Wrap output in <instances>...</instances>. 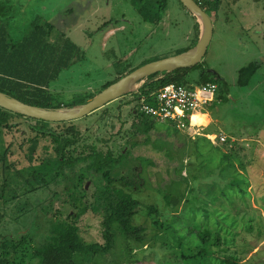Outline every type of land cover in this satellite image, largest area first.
I'll return each instance as SVG.
<instances>
[{
  "label": "rangeland",
  "instance_id": "1",
  "mask_svg": "<svg viewBox=\"0 0 264 264\" xmlns=\"http://www.w3.org/2000/svg\"><path fill=\"white\" fill-rule=\"evenodd\" d=\"M10 1L0 16V35L5 32L6 42H22L24 47L17 53L0 46V71L45 87L55 105L89 100L120 75L198 42V21L180 0H168L160 24L152 31L139 12L142 3L132 0ZM211 17L214 35L207 54L179 83L200 84L205 74L219 89L214 102L193 114L189 127L157 121L149 134H137L132 113L137 100L130 94L78 121L83 142L112 148L116 154L122 148L130 150L133 169L128 174L141 188L117 185L140 201L134 223L148 229L141 246L135 240L128 244L124 235H118L111 253L98 255L90 264H187L181 254L198 253L201 231L215 234L221 226L237 233L239 246H248L250 260L245 264H264V0H224ZM34 29L39 37L33 35ZM255 61L261 62L260 68L248 86H240L239 70ZM196 117L206 118L207 123ZM11 122L15 125L3 133L1 151L8 150V163L22 168L29 162V138L35 136L37 122L24 117ZM221 135L227 141L221 142ZM88 163H80L71 178L76 179L79 167L86 168ZM10 171L4 172L0 162V240L6 234L26 233L36 212L41 214L42 233L47 232L48 207L65 214L72 209L61 195L68 179L60 178L59 183L50 182L33 193L20 188L17 198H12L16 185H11L2 196L4 177ZM91 180L86 181L89 201L96 190ZM168 195L178 199L175 207L167 205ZM33 202H39L37 210L29 208ZM150 205L157 206L156 214L150 212ZM249 219L255 225L253 232L247 229ZM78 223L85 239L104 242L101 215L88 212ZM35 229L33 224L30 231ZM20 255H12L16 263ZM203 256L193 258L195 263L202 262ZM76 260L88 264L82 253ZM211 261L218 264L214 256ZM38 262L31 253L27 255V264Z\"/></svg>",
  "mask_w": 264,
  "mask_h": 264
},
{
  "label": "trees",
  "instance_id": "2",
  "mask_svg": "<svg viewBox=\"0 0 264 264\" xmlns=\"http://www.w3.org/2000/svg\"><path fill=\"white\" fill-rule=\"evenodd\" d=\"M132 1L136 4L142 3L143 6L139 12L144 17V20L149 23L150 31L154 30L162 20V14L167 8L168 0ZM196 1L201 4L209 15H211L212 11H218L224 3V0ZM10 2V0H0V16H4L6 10L11 6ZM197 23L196 40L198 41L200 24L199 22ZM37 31V29L33 31L35 37H39ZM1 35L3 42L0 45L1 50L6 52L10 48L11 50L14 48L16 49L14 52L18 53L21 51V47H24L22 42L16 44L14 42L11 44L6 42L7 34L5 32ZM260 66L261 62L255 61L242 67L239 70L238 84L240 86H248ZM192 68H182L167 74L164 73L161 78L156 80H152L155 75L150 76L149 81L138 92H133L129 96H132L133 100H137V103L144 96L150 98L152 92L158 91L164 85L171 82H181L183 77ZM9 74L7 71H0V91L6 92L32 105L50 108L64 106L63 103L55 105L49 98L46 88L40 84H36L27 78L21 79L16 77V75ZM122 76L124 75H120L119 78ZM119 78L104 84L103 89ZM201 78L202 81L200 84L207 82L216 83L207 78L205 74ZM93 96L94 94L90 98ZM85 101H87V98ZM75 104H78V102L66 106ZM132 113L136 117L133 124H135L134 127L137 134L147 135L156 127L157 120L140 112L138 104L132 108ZM17 117H24L37 122L33 126L36 134L29 138L30 145L28 147V153L26 154L29 162L27 165L24 164L22 168H17L14 163H8V150L1 151L2 135L6 130H10L15 125L11 121ZM80 120L82 118L65 122H48L17 114L0 107V162L4 166V172L10 169L12 173L5 174L2 196L11 188V185H16L14 190L12 189V198H17L20 188L26 190L25 193H33L43 185H49L50 182H58L60 178L63 180L68 179L61 195L66 197L64 204H68L72 208L70 209L71 211L69 210L65 214L63 211L56 212L53 211L52 207H48L44 214V221L48 223L47 232H40V230L42 231L43 224L39 220L41 214L36 212L30 229L28 228L26 233L18 232L15 235H3V238L0 240V264H27V255L29 253H31L32 257L39 259L38 264H78L76 260L77 254L82 253L88 264H90L98 255H109L111 253L117 245L116 238L118 235H124L128 244H130L131 240H135L139 246L147 239V226L145 224L134 223V216L141 205L140 201L134 198L125 188L117 185V183L122 182L127 186H133L136 190L141 188L138 180L128 174L133 169L128 159L130 150H126L125 152V148H122L116 154L112 148L105 149L97 146L96 143L87 144L83 142L85 139L80 129V123H78ZM172 123L174 124L175 122ZM189 125L190 121H187V126L189 127ZM43 142L44 145L38 148V145ZM84 162H89L87 167H79L76 179H72V173H75L78 165ZM86 170H90L91 173ZM16 178L18 181H16ZM194 178L199 179L198 176H194ZM71 180L73 181L72 183L70 182ZM87 180L93 181L96 186L93 200L91 201L87 200L89 192L86 187ZM185 181L187 180L185 179ZM240 190L243 194L244 188L242 185ZM167 197L170 198L171 196L169 197L168 195ZM177 203L178 199L172 197L167 205L169 207H175ZM38 205L39 202H33L29 208L37 210ZM197 208H194V211H196L195 214L198 212ZM21 209L24 210L25 207ZM251 209L253 210V207ZM149 210L154 214L158 211L155 205H150ZM203 211H206V209ZM29 212L32 211L29 210ZM52 212L54 213L50 216ZM88 212H94L102 216L104 242L88 241L83 237L78 221ZM2 216L1 214L0 219ZM223 217L224 220L228 219V216ZM209 218L210 215L207 212L206 220H209ZM234 222L235 220H232L230 225L232 226ZM33 224L37 226L38 230L35 229L34 232H31L30 230ZM227 229L221 226L215 234L211 230L201 231V249L196 254L182 253V259L187 264H196L193 258L197 257L200 253L202 255L205 254V256H203L204 260L199 264H213L212 261L210 263L212 256L216 258L218 264L247 263L250 260L247 256L249 252L248 246H239L235 239L237 233L231 229ZM247 229L252 232L255 231V225L251 220L248 222ZM261 232V230H258L257 237L260 238ZM39 233L42 234L40 242L37 241ZM215 246L217 248L216 250L213 249ZM20 253L21 259L16 263L12 255L19 256ZM249 264H252V261Z\"/></svg>",
  "mask_w": 264,
  "mask_h": 264
},
{
  "label": "water",
  "instance_id": "3",
  "mask_svg": "<svg viewBox=\"0 0 264 264\" xmlns=\"http://www.w3.org/2000/svg\"><path fill=\"white\" fill-rule=\"evenodd\" d=\"M180 1L198 19L200 24V36L198 42L188 50L143 64L108 85L89 100L75 105H64L52 108L42 107L26 103L6 92L0 91V107L17 114L48 122L78 120L117 99L133 92H138L145 84V79L150 76L155 75L152 80H156L161 78L164 73L167 74L178 69L196 66L203 61L207 54L214 35V22L211 15H209V13L196 0ZM88 184L86 185L87 188Z\"/></svg>",
  "mask_w": 264,
  "mask_h": 264
},
{
  "label": "built area",
  "instance_id": "4",
  "mask_svg": "<svg viewBox=\"0 0 264 264\" xmlns=\"http://www.w3.org/2000/svg\"><path fill=\"white\" fill-rule=\"evenodd\" d=\"M218 89V84L213 82L195 85L171 82L152 92L150 98L142 97L137 104L140 112L157 121L168 120L188 127L187 121L191 124L197 110L215 101ZM220 140L225 142L227 138L221 135Z\"/></svg>",
  "mask_w": 264,
  "mask_h": 264
},
{
  "label": "clouds",
  "instance_id": "5",
  "mask_svg": "<svg viewBox=\"0 0 264 264\" xmlns=\"http://www.w3.org/2000/svg\"><path fill=\"white\" fill-rule=\"evenodd\" d=\"M196 120H199L202 123H207V119L206 118H201V117H196Z\"/></svg>",
  "mask_w": 264,
  "mask_h": 264
},
{
  "label": "crops",
  "instance_id": "6",
  "mask_svg": "<svg viewBox=\"0 0 264 264\" xmlns=\"http://www.w3.org/2000/svg\"><path fill=\"white\" fill-rule=\"evenodd\" d=\"M196 19H197V18H196ZM196 21H198V19H197ZM197 27H198V23L196 22V29H197ZM196 32H197V30H196Z\"/></svg>",
  "mask_w": 264,
  "mask_h": 264
}]
</instances>
